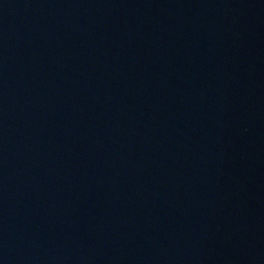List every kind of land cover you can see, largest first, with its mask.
<instances>
[{"label": "water", "instance_id": "1", "mask_svg": "<svg viewBox=\"0 0 264 264\" xmlns=\"http://www.w3.org/2000/svg\"><path fill=\"white\" fill-rule=\"evenodd\" d=\"M0 264H264V0H0Z\"/></svg>", "mask_w": 264, "mask_h": 264}]
</instances>
